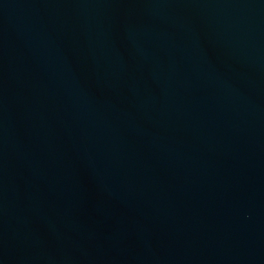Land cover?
Listing matches in <instances>:
<instances>
[{
	"label": "water",
	"instance_id": "water-1",
	"mask_svg": "<svg viewBox=\"0 0 264 264\" xmlns=\"http://www.w3.org/2000/svg\"><path fill=\"white\" fill-rule=\"evenodd\" d=\"M0 264H264V0H0Z\"/></svg>",
	"mask_w": 264,
	"mask_h": 264
}]
</instances>
